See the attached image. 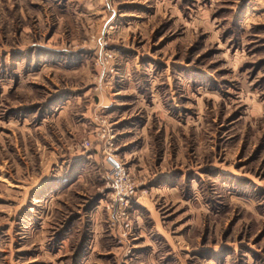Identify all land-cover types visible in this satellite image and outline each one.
<instances>
[{
    "label": "rangeland",
    "instance_id": "374dc122",
    "mask_svg": "<svg viewBox=\"0 0 264 264\" xmlns=\"http://www.w3.org/2000/svg\"><path fill=\"white\" fill-rule=\"evenodd\" d=\"M0 264H264V0H0Z\"/></svg>",
    "mask_w": 264,
    "mask_h": 264
},
{
    "label": "built area",
    "instance_id": "2783aa9c",
    "mask_svg": "<svg viewBox=\"0 0 264 264\" xmlns=\"http://www.w3.org/2000/svg\"><path fill=\"white\" fill-rule=\"evenodd\" d=\"M110 161L112 170L108 176V185L114 194L115 202L120 205H128L137 195L136 186L131 180L130 173L121 161L115 158H112Z\"/></svg>",
    "mask_w": 264,
    "mask_h": 264
}]
</instances>
